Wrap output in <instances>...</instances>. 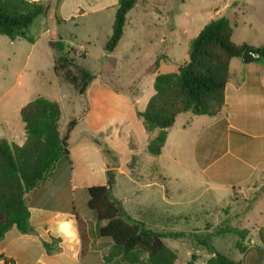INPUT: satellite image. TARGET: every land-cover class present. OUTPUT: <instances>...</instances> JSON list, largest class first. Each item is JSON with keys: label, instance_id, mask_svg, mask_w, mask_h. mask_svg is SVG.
I'll return each instance as SVG.
<instances>
[{"label": "rangeland", "instance_id": "obj_1", "mask_svg": "<svg viewBox=\"0 0 264 264\" xmlns=\"http://www.w3.org/2000/svg\"><path fill=\"white\" fill-rule=\"evenodd\" d=\"M235 1L141 0L128 14L124 37L112 53H107L104 46L112 34L118 0H50L46 3L53 5L64 19L55 30L65 43L69 57L95 76L91 86L103 83L131 96L142 93L149 98L155 92L154 78L160 64L164 66L161 72L167 73L177 72L179 66L187 63L191 41L212 15L228 18L234 30L233 42L264 45V0L255 8L246 9H234ZM226 4L229 9L223 10L220 16L214 15ZM79 8L84 12L80 13ZM50 25L47 16H39L34 21L27 31L34 43L0 36V122L9 123L8 127H0V136L12 144L24 143L26 136L20 108L37 97L59 101L64 107L62 135L69 121L82 112L78 93L54 71V59L58 54L48 44ZM169 58L171 62L164 63ZM157 61L159 66H156ZM209 121L211 117L208 116L180 115L171 129L164 154L153 157L146 149L138 150L133 169L128 163L134 152L125 144L116 152L100 147V157L85 161L82 168L89 183L98 185L104 178L112 180L114 195L131 218L157 232L185 233L182 238L163 239L177 253L175 264H204L208 252L199 244L202 237L226 256H232L236 242L242 241L234 234L219 236L215 233L222 226L240 229L242 225L243 221L226 219L221 212L229 204L232 189L207 190L205 176L197 170L203 162H210L226 149V139L220 133L215 142L209 141L207 136H199ZM81 131L70 137L72 146L81 144ZM158 133L159 130H155L154 137ZM212 146L216 155L202 160L201 153ZM74 164L76 173V160ZM152 167H157L168 179L167 188L160 184L150 185ZM132 170L137 179L130 175ZM74 184L76 189L71 187L68 191L70 204L78 214L84 215L90 211L88 192L81 190L78 180ZM166 191L181 203L170 204L172 200H166ZM212 227L214 231L209 232ZM97 229L98 226L90 229L92 242L88 248L94 251L93 255H82L84 262L91 258L93 264H103L102 258L108 255L111 243L101 240ZM112 264L128 263L117 259Z\"/></svg>", "mask_w": 264, "mask_h": 264}, {"label": "trees", "instance_id": "obj_2", "mask_svg": "<svg viewBox=\"0 0 264 264\" xmlns=\"http://www.w3.org/2000/svg\"><path fill=\"white\" fill-rule=\"evenodd\" d=\"M46 1L0 0V36L10 40L34 41L27 31L39 16H47L50 21L49 47L58 56L54 59V71L66 83L73 86L82 105L81 114L69 121L62 135L63 111L59 102L45 97H37L24 105L20 117L24 124L25 141L22 145L12 144L0 139V242L12 228L23 234H30V195L46 181L58 162L70 154L69 138L78 123L89 111L87 90L95 76L77 66L69 57L65 43L55 32V13L53 5ZM141 0H119L112 25V34L104 46L107 53L116 50L122 41L127 25L128 14ZM233 27L226 17L209 21L191 41L189 61L175 73H159L154 80V95L144 111L137 115L144 122L146 131L159 130L151 138L146 152L158 157L165 146L168 130L179 115L191 113L197 116L217 117L225 105V91L228 83L230 62L241 58L244 52L256 51L264 62V45L259 47L248 44L237 45L233 42ZM159 66V61L156 62ZM136 157L130 162L135 166ZM133 178L138 176L132 170ZM150 184L168 187V179L163 177L157 167L150 169ZM88 207L99 222L98 234L111 243L105 264L122 259L128 264H175L176 251L169 248L163 239H178L185 236L182 232H157L145 223L131 218L122 202L113 192V182L107 185L92 186L87 189ZM82 237V254L89 246L85 222L76 216ZM216 235L234 234L242 240L248 237L247 230L229 225L217 228ZM199 244L206 247L209 258L205 264H241L217 251L206 237ZM57 241L45 242L48 254L59 250ZM241 252L244 248L238 245ZM4 264H16L4 258Z\"/></svg>", "mask_w": 264, "mask_h": 264}, {"label": "crops", "instance_id": "obj_3", "mask_svg": "<svg viewBox=\"0 0 264 264\" xmlns=\"http://www.w3.org/2000/svg\"><path fill=\"white\" fill-rule=\"evenodd\" d=\"M260 1L236 0L232 6L234 9L255 8ZM227 9H229L228 4L224 5L222 10H217L214 15L220 16L222 11ZM54 11L55 29L64 22V19L59 16L57 9ZM78 11L84 12L80 8ZM215 17L210 16L208 21ZM56 33L61 37L58 32ZM248 45L259 47L254 44ZM169 62H171L170 58L164 63ZM162 69L164 66L161 63L156 75L162 73ZM152 96L145 98L142 93L131 96L103 83L89 86L88 114L70 135L71 137L82 129L81 144L75 147L69 143V156L63 157L48 179L31 193L29 207L33 232L23 234L15 227L9 230L0 242V264H4V258L14 260L16 264H93L91 258L84 262L82 237L76 216L78 215L86 224L89 243L92 242L91 226L99 228L100 224L90 211L80 215L71 207L68 191L71 187L76 189L75 180L79 181L81 190L85 192L89 187L97 186L86 181L82 168L85 161L100 157L102 154L100 147L116 152L125 144L131 152H134L132 156L136 155L138 150L145 151L149 140L154 138L155 131L151 134L146 131L137 111H144ZM60 105L64 112V107L61 103ZM8 125V121L0 122L1 128ZM182 127L185 128V125ZM171 129L168 130L167 140L160 156L167 147ZM218 133L226 139L225 151L210 162H203L197 170L205 176L207 190L217 192L232 189L229 204L221 209V212L226 215V219L243 221L240 229L248 231L246 240L237 241L235 253L229 257L241 264H264V62L246 64L242 62V58L231 60L225 105L217 117L211 118L206 130L199 136H207L209 141L215 142ZM0 139L6 138L0 136ZM213 153L212 146L201 153V159L208 160L216 155ZM74 160L76 167L78 166L76 173ZM175 160L178 161L177 158ZM107 183L104 178L98 185H107ZM174 197L175 195L168 192L165 198L171 199L169 203L174 206L180 204L181 202ZM245 203H249V206H244ZM211 231H214L213 227L209 230ZM248 239H252L253 242L247 243ZM54 241L59 242V250L50 255L44 243ZM238 245L244 248L243 252L239 250ZM86 251L87 254L93 255L94 251L90 248ZM208 258L209 254L206 260Z\"/></svg>", "mask_w": 264, "mask_h": 264}, {"label": "water", "instance_id": "obj_4", "mask_svg": "<svg viewBox=\"0 0 264 264\" xmlns=\"http://www.w3.org/2000/svg\"><path fill=\"white\" fill-rule=\"evenodd\" d=\"M242 62L243 63H252V62H259L262 60V55L256 51H247L244 52L242 55ZM253 240L252 239H248L247 243H252Z\"/></svg>", "mask_w": 264, "mask_h": 264}, {"label": "built area", "instance_id": "obj_5", "mask_svg": "<svg viewBox=\"0 0 264 264\" xmlns=\"http://www.w3.org/2000/svg\"><path fill=\"white\" fill-rule=\"evenodd\" d=\"M30 1H33V2H40V1H43V0H30Z\"/></svg>", "mask_w": 264, "mask_h": 264}]
</instances>
